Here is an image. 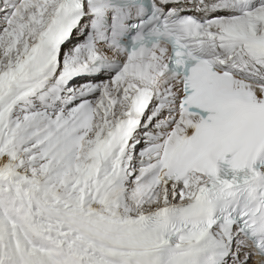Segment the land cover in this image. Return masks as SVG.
I'll return each mask as SVG.
<instances>
[{
    "label": "snow or ice",
    "instance_id": "snow-or-ice-1",
    "mask_svg": "<svg viewBox=\"0 0 264 264\" xmlns=\"http://www.w3.org/2000/svg\"><path fill=\"white\" fill-rule=\"evenodd\" d=\"M0 264H264V0H0Z\"/></svg>",
    "mask_w": 264,
    "mask_h": 264
}]
</instances>
